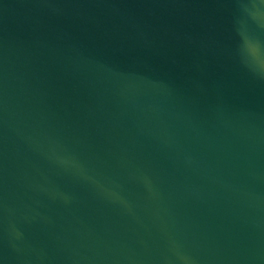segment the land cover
Instances as JSON below:
<instances>
[{
  "label": "water",
  "instance_id": "95a60500",
  "mask_svg": "<svg viewBox=\"0 0 264 264\" xmlns=\"http://www.w3.org/2000/svg\"><path fill=\"white\" fill-rule=\"evenodd\" d=\"M0 264H264V0H0Z\"/></svg>",
  "mask_w": 264,
  "mask_h": 264
}]
</instances>
